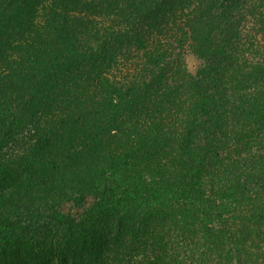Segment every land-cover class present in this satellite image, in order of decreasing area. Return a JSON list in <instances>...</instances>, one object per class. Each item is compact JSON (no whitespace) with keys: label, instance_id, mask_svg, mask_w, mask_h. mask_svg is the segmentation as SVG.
Listing matches in <instances>:
<instances>
[{"label":"trees","instance_id":"trees-1","mask_svg":"<svg viewBox=\"0 0 264 264\" xmlns=\"http://www.w3.org/2000/svg\"><path fill=\"white\" fill-rule=\"evenodd\" d=\"M0 264H264V0H0Z\"/></svg>","mask_w":264,"mask_h":264},{"label":"clouds","instance_id":"clouds-1","mask_svg":"<svg viewBox=\"0 0 264 264\" xmlns=\"http://www.w3.org/2000/svg\"><path fill=\"white\" fill-rule=\"evenodd\" d=\"M200 68L199 57L193 55L191 59L185 60V70L188 72L189 75L195 76Z\"/></svg>","mask_w":264,"mask_h":264},{"label":"rangeland","instance_id":"rangeland-1","mask_svg":"<svg viewBox=\"0 0 264 264\" xmlns=\"http://www.w3.org/2000/svg\"><path fill=\"white\" fill-rule=\"evenodd\" d=\"M245 27H246V30H247L246 32L248 33V29L250 28V23L248 21V18H247V22H246V26ZM193 55H195L196 57H199L196 54H194L193 52L187 50L184 53V58H185V60L186 59L190 60ZM199 62H200V67H201V65L203 64V60L200 57H199Z\"/></svg>","mask_w":264,"mask_h":264}]
</instances>
